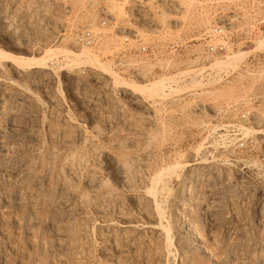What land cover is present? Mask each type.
I'll return each mask as SVG.
<instances>
[{
	"label": "rangeland",
	"instance_id": "1",
	"mask_svg": "<svg viewBox=\"0 0 264 264\" xmlns=\"http://www.w3.org/2000/svg\"><path fill=\"white\" fill-rule=\"evenodd\" d=\"M95 4L93 0H81L78 4L73 0H0V48L23 59L38 57L45 45L54 48L69 44L73 49L80 48L73 36L96 21ZM103 4L112 11L117 26L132 28L134 24L125 13L135 5L134 15L140 14L138 29L145 37L148 38L147 28H155L166 38H178L184 43L179 62H173L165 74L139 80L142 84L186 68H209L214 59L202 57L208 40L204 33L218 18L230 19L232 27L224 55L230 51L248 52L224 73L204 79L209 71L202 78L190 75L192 78L187 77L184 82L167 85L162 96L154 99L137 97L114 84L107 71L87 64L69 66L61 54L44 71L16 68L0 61V221L4 224L0 222V264H264V136L243 130L264 128V46L256 47V42L264 39V0H103ZM79 17L82 21L74 27L72 24ZM83 17L87 20L83 21ZM187 42L191 44L187 46ZM97 57L110 67L106 59ZM148 69L151 70L144 68ZM201 90L214 92L202 94ZM242 114L248 117L246 121L240 119ZM6 118L19 126H9ZM236 125L242 136L232 132ZM11 148L20 151L14 153ZM178 153H184L181 161L189 162V167L163 175L152 190L151 177L162 165L173 162ZM13 170L17 182L13 181ZM5 173H9L7 177ZM51 178L54 180L50 181ZM89 181H93V191L87 187ZM183 181L185 184L181 185ZM63 184L68 187L64 189L83 195L80 200L69 199L75 210H54L52 205L43 204L48 195L55 202ZM20 186L21 194L16 198L14 192ZM25 189L32 193L22 191ZM93 195L105 211L99 213L93 208V202L88 200ZM155 204L158 208H154ZM52 220L66 226L62 234L56 235L59 232L49 228ZM163 228L168 229V234L162 232ZM187 228L200 237L184 233ZM112 232L116 244L106 237ZM61 251L67 254H60Z\"/></svg>",
	"mask_w": 264,
	"mask_h": 264
},
{
	"label": "bare ground",
	"instance_id": "2",
	"mask_svg": "<svg viewBox=\"0 0 264 264\" xmlns=\"http://www.w3.org/2000/svg\"><path fill=\"white\" fill-rule=\"evenodd\" d=\"M80 1L81 0H73V2L74 3H77L78 4V2L80 3ZM172 1V0H171ZM5 2V1H4ZM168 3V2H167ZM170 6H172V5H174V3L172 4L171 2L170 3H168ZM172 4V5H171ZM6 5V4H5ZM176 5V4H175ZM47 6V5H46ZM45 6V7H46ZM7 7V6H6ZM83 7V6H82ZM72 8V7H71ZM13 10H14V8H13ZM172 10V9H171ZM171 12V11H170ZM12 13V12H11ZM85 13V12H84ZM86 13H88V12H86ZM90 14V13H89ZM85 15V14H84ZM96 15V14H95ZM149 15V14H148ZM89 16V15H88ZM94 16V15H93ZM84 19H83V21L84 20H87V19H85V17H83ZM90 18H91V15H90ZM96 19H97V17H96ZM92 20H94V19H92ZM82 21V18H80L79 17V19H78V21L77 22H75L74 24H72L74 27H78V25H79V23ZM33 25V24H32ZM71 26V25H70ZM72 28V27H71ZM41 34V33H40ZM49 38V37H48ZM19 39V38H18ZM47 39V37H45L44 38V40L45 41H47L46 40ZM64 40L65 39H63V42H64ZM73 40V39H72ZM15 41V40H14ZM11 42V41H10ZM21 43H19V41H17L16 42V45H20ZM23 46V45H22ZM28 46V45H27ZM49 46V45H48ZM73 46H75V45H73ZM261 46H264V39H260L259 41H257L256 42V47H261ZM16 47V46H15ZM23 48V47H22ZM75 48H77V47H75ZM18 50H20L19 48H18ZM25 52H27L26 51V49H25ZM42 53L38 56V57H35V56H28V57H24L25 59H23L21 56H19V55H17V54H14V53H10L9 51H6V50H3L2 48H0V61L2 62V61H5V62H8V63H10V64H12L14 67H16V68H29V69H40V70H42V71H44L45 69H48V63L49 62H51V61H53L56 57H57V55L58 54H61L62 56H63V59H64V62H65V64H67V65H72V66H77V67H79V65H81V64H87V65H89V66H91L92 68H96L97 70H100V71H104V72H109V74L111 75V77H112V81H113V83L114 84H116V85H121L126 91H128V92H130V93H132V94H134L135 96H137V97H145V99L146 98H159V96L161 97L162 95L161 94H163V90L165 89L164 87H166L167 85H169V86H172L171 84H172V82L174 83V84H179V83H181V82H184L185 80L184 79H186L187 77L189 78H192V76H190V75H196V76H198V77H200V78H202L203 77V74L206 72V71H209V72H207V74H206V77L204 76L203 77V79L204 78H208V77H210V76H212L213 74H216L217 76L220 74V73H224L227 69H229V67H232V66H234L235 64H236V62L239 60V59H241V58H243V57H245L244 55L245 54H247V52L248 51H246V50H240V51H230L229 53H227L226 55H224V57H220V58H218V59H214V60H212L211 61V63H209V68H197V69H195V68H186L185 70H183V71H181V72H179L178 74H175V75H172V76H169V77H166V76H162V77H160V78H158V79H156V80H154L153 82H151V83H148V84H142L141 83V81H139V80H137V79H127V78H123L122 76H120L119 74H117V73H115L114 71H112L111 69H110V67L105 63V62H103V61H101V60H99V58L97 57V55L96 54H94L93 52H91L89 49H87L86 47H80V48H77V49H73V48H71V45H69V44H61V45H58V46H56V47H47V45H45V47H43V49H42V51H41ZM241 61V60H240ZM7 63V64H8ZM237 66H238V64H237ZM236 66V67H237ZM234 69V68H233ZM237 69V68H236ZM141 70L143 71L144 70V68H141ZM36 71V70H35ZM38 71V70H37ZM38 73H40V72H38ZM246 73V72H245ZM248 73H250V72H248ZM247 73V74H248ZM36 74V73H35ZM41 74H42V72H41ZM1 76V75H0ZM39 77V76H38ZM40 77H42V76H40ZM212 77H215V75H213ZM2 78H3V76H2ZM47 78V77H46ZM20 79V78H19ZM196 79V78H195ZM212 79V78H211ZM4 80H5V78H4ZM8 80V79H7ZM33 80H34V78H33ZM47 80V79H46ZM76 80V79H75ZM193 80V79H192ZM30 82V81H29ZM37 82V81H36ZM193 82H196V83H199V80H195V81H193ZM192 82V83H193ZM201 82V81H200ZM9 83V82H8ZM5 84V83H4ZM13 84H14V82H13ZM0 85H2V84H0ZM10 85V84H9ZM15 85V84H14ZM43 85V84H42ZM12 86V85H11ZM38 86V85H37ZM1 87V86H0ZM3 87V86H2ZM4 88V87H3ZM215 89V88H214ZM0 90H3V89H0ZM7 90V89H6ZM171 90V89H170ZM173 90V89H172ZM177 90V89H176ZM175 90V91H176ZM216 90V89H215ZM5 91V90H4ZM11 91V90H10ZM174 91V90H173ZM214 91L213 90H201L200 91V93H204V94H212ZM28 93V92H27ZM216 93V92H215ZM165 94V93H164ZM6 95V94H5ZM4 95V96H5ZM38 95V94H37ZM83 95V94H82ZM166 95V94H165ZM2 96V95H1ZM0 96V97H1ZM3 96V97H4ZM7 96V95H6ZM14 96V95H13ZM36 96V95H35ZM132 97V96H131ZM163 97H164V95H163ZM162 97V98H163ZM9 97H7V99H8ZM13 99V98H12ZM15 99V98H14ZM132 100V99H131ZM144 100V99H143ZM179 100V99H178ZM3 101V100H2ZM5 102V101H4ZM9 103V102H8ZM8 103H6L7 105H8ZM11 103V102H10ZM28 103V102H27ZM41 103H43V102H41ZM13 104H14V102H13ZM29 105V104H28ZM40 105H42V104H40ZM50 105V104H49ZM4 106V105H3ZM59 108V107H58ZM26 109V108H25ZM1 110V109H0ZM3 110H5V109H3ZM90 110H92V109H90ZM95 110V109H94ZM7 111V110H6ZM143 111V110H142ZM0 112H2V111H0ZM50 114V113H49ZM1 116H3V114L1 115ZM11 116V115H10ZM14 116V115H13ZM16 116V115H15ZM12 117V116H11ZM11 117H8V118H11ZM101 117V116H100ZM99 117V118H100ZM105 117V116H104ZM17 118V117H16ZM69 118V117H68ZM1 119V118H0ZM7 119V118H6ZM96 119H97V116H96ZM96 119H94V120H96ZM259 119H261V118H259ZM4 121V120H3ZM7 122H8V119H7ZM62 122V121H61ZM113 122V121H112ZM109 123V122H108ZM8 125L9 126H14V125H18V124H16V123H14L13 122V120H11V121H9L8 122ZM8 125H6V126H8ZM25 125V124H24ZM4 126V125H3ZM19 126V125H18ZM33 126V125H32ZM110 126V125H109ZM15 127V126H14ZM108 127V126H107ZM112 127V126H111ZM5 128H7V127H5ZM4 128V129H5ZM13 128V127H12ZM11 128V129H12ZM42 128V127H41ZM80 128V127H79ZM9 130H10V127L8 128ZM101 129V128H100ZM8 130V131H9ZM109 130V129H108ZM243 130H245V132H246V134L247 133H253L254 135H256V136H264V128L262 127V126H258V127H254V128H252L251 130L249 129V128H243ZM12 131H14V129L12 130ZM36 132V131H35ZM110 132V131H109ZM108 132V133H109ZM85 133V132H84ZM71 134V133H70ZM76 134V133H75ZM78 134V133H77ZM12 135H14V134H12ZM73 135V134H72ZM81 135V134H80ZM53 136V135H52ZM148 136V135H147ZM2 137V136H1ZM16 137V136H15ZM24 137H25V135H24ZM71 137V136H70ZM74 137H75V135H74ZM27 138V137H26ZM37 138V137H36ZM39 138V137H38ZM41 138V137H40ZM72 138H73V136H72ZM78 138V137H77ZM148 138H149V136H148ZM35 139V138H34ZM75 139V138H74ZM107 139V138H106ZM13 140V139H12ZM20 140V139H19ZM56 140H57V138H56ZM59 140V139H58ZM69 140V139H68ZM145 140V139H144ZM143 140V141H144ZM70 141H71V139H70ZM85 141V140H84ZM112 141V140H111ZM124 141V140H123ZM148 141V140H147ZM88 142V141H87ZM120 142V141H119ZM141 142V141H140ZM45 143V142H44ZM83 143V142H82ZM149 143V142H148ZM233 143V142H232ZM47 144V143H46ZM95 144V143H94ZM125 144V143H124ZM134 144V143H133ZM147 144V143H146ZM150 144V143H149ZM232 145V144H231ZM143 146H145V144L143 145ZM143 148V147H142ZM3 149V148H2ZM8 149V148H7ZM12 149V148H11ZM32 149V148H31ZM100 149V148H99ZM10 150V149H9ZM12 150H14V149H12ZM11 150V151H12ZM25 150V149H24ZM137 150V149H136ZM0 151H2L1 149H0ZM4 151V150H3ZM15 151L16 150H14V153H15ZM18 151V150H17ZM16 151V152H17ZM20 151V150H19ZM18 151V152H19ZM93 151V150H92ZM6 152V151H5ZM22 152V151H21ZM97 152V151H96ZM96 152H94V153H96ZM143 152V151H142ZM2 153V152H1ZM3 154V153H2ZM17 154V153H16ZM22 154V153H21ZM126 154V153H125ZM138 154V153H137ZM179 154V153H178ZM11 155H12V153H11ZM32 155V154H31ZM97 155V154H96ZM129 155V154H128ZM133 155V154H132ZM183 155H184V153H182V154H179V155H177V157H175L174 158V160H173V162H171V163H169V164H165V165H162V167H160V169L157 171V172H155V174H154V176L153 177H151V184H152V186H151V189L153 190L157 185V183L159 182V181H161V179L162 178H164V176H165V174H167V173H169L168 174V176L170 175V173H174V172H176V170L177 169H180L181 167H185V166H188L189 167V162L187 163V162H182L181 161V158L183 157ZM8 156V155H7ZM13 156V155H12ZM16 156V155H15ZM49 156H51V155H49ZM125 156V155H124ZM131 156V155H130ZM134 156H136V155H134ZM142 156V155H141ZM186 156V155H185ZM3 157V156H2ZM28 157H31V156H29L28 155ZM140 157V156H139ZM14 158V157H13ZM131 159L133 158L134 159V157H130ZM177 158H179V159H177ZM146 159V157L144 158V160ZM150 158H148V160H149ZM29 160V159H28ZM71 160V159H70ZM5 162V161H4ZM19 162H21V161H19ZM30 163H32V162H30ZM53 163V162H52ZM102 163V162H101ZM126 163V162H125ZM128 163V162H127ZM129 163H131V162H129ZM136 163V162H135ZM132 164H134V163H132ZM11 165V164H10ZM33 165V164H32ZM138 165V164H137ZM147 165V164H146ZM23 166V165H22ZM26 166V165H25ZM31 166V165H30ZM29 166V167H30ZM70 166V165H69ZM133 166V165H132ZM136 165H134V167H135ZM12 167V166H11ZM10 167V168H11ZM24 167V166H23ZM28 167V166H27ZM26 167V168H27ZM68 167V166H67ZM115 167V166H114ZM150 167V166H149ZM20 168V167H19ZM75 168V167H74ZM130 168V167H129ZM140 168V167H139ZM142 168V167H141ZM146 168V167H145ZM13 169V168H12ZM27 169H29V168H27ZM71 169V168H70ZM69 169V170H70ZM82 169V168H81ZM132 169V168H131ZM131 169H129V170H131ZM9 170V169H8ZM16 170V169H15ZM20 170V169H19ZM61 170V169H60ZM69 170H68V172H69ZM128 170V169H127ZM14 171V170H13ZM67 171V170H66ZM79 171V170H78ZM91 171H92V169H91ZM94 171V170H93ZM10 172H11V170H10ZM16 172H17V170H16ZM30 172H32V171H30ZM34 172V171H33ZM95 172V171H94ZM191 172V171H190ZM190 172L188 173V174H190ZM2 173V172H1ZM14 173H15V171H14ZM13 173V174H14ZM66 173V172H65ZM81 173V172H80ZM79 173V174H80ZM9 174V173H8ZM8 174H6L5 173V175H6V177H7V175ZM21 174V173H20ZM31 174V173H30ZM95 174V173H94ZM145 174V173H144ZM153 174V173H152ZM4 175V176H5ZM18 175V174H17ZM65 175V174H64ZM70 175V174H69ZM81 175V174H80ZM115 175V174H114ZM164 175V176H163ZM193 175V174H192ZM196 175V174H195ZM0 176H1V178H2V175L0 174ZM10 176V175H9ZM11 176H12V174H11ZM63 176V175H62ZM72 175H70V177H71ZM77 176V175H76ZM190 176V175H189ZM22 177V176H21ZM65 177V176H64ZM74 177H75V175H74ZM81 177V176H80ZM195 177V176H194ZM193 177V178H194ZM0 178V179H1ZM4 178V177H3ZM25 178V177H24ZM23 178V179H24ZM38 178V177H37ZM36 178V179H37ZM46 178V177H45ZM48 178V177H47ZM76 178V177H75ZM87 178H89V177H87ZM125 178V177H124ZM185 178L186 177H184V180H185ZM22 179V180H23ZM65 179V178H64ZM63 179V180H64ZM73 179V178H72ZM77 179V178H76ZM100 179V178H99ZM115 179V178H114ZM138 179V178H137ZM4 180V179H3ZM10 180V179H9ZM19 180V179H18ZM18 180H16V173L14 174V182H17ZM45 180V179H44ZM49 180V179H48ZM47 180V181H48ZM52 180H54V179H52L51 178V180L50 181H52ZM59 180V179H58ZM80 180V179H79ZM86 180H88V179H86ZM85 180V181H86ZM95 180V179H94ZM98 180V179H97ZM27 181H29V180H27ZM57 181V180H56ZM68 181V180H67ZM76 181V180H75ZM91 181V180H90ZM89 181V182H90ZM106 181V180H105ZM137 181V180H136ZM7 182V181H6ZM5 182V183H6ZM14 182H10V183H13V184H16V183H14ZM20 182V181H19ZM31 182V181H30ZM49 182V181H48ZM47 182V183H48ZM59 182V181H58ZM64 182H65V180H64ZM138 182V181H137ZM186 182H187V180H186ZM22 183V182H21ZM26 183V182H25ZM54 183V182H53ZM57 183V182H56ZM72 183V182H71ZM85 183V182H84ZM87 183V182H86ZM108 183V182H107ZM119 183H120V181H119ZM3 184V183H2ZM12 184V185H13ZM20 184V183H19ZM28 184V183H27ZM41 184V183H40ZM61 184V183H60ZM66 184H68V183H66ZM95 184V183H94ZM183 184H185V181H183L182 183H181V185H183ZM7 185V184H6ZM48 185V184H47ZM56 185V184H55ZM83 185H85V184H83ZM87 185V184H86ZM86 185L84 186V187H86ZM123 185V184H122ZM3 186H4V184H3ZM10 186V185H9ZM18 186V185H17ZM43 186V185H42ZM61 186V185H60ZM93 181L92 182H90L89 183V185L87 186V187H91L90 188V190H92V188H93ZM44 187V186H43ZM48 187V186H47ZM56 187V186H55ZM54 187V188H55ZM63 187V188H62ZM62 187H61V192H60V195L58 196V197H56V199H55V202L53 201L54 199L53 198H51V195H50V197H49V195H48V198L44 201V203L43 204H45V205H52L53 207H52V209L54 208V210H59V209H70L71 208V206H70V204L72 203H70L69 204V199L70 198H72V197H76L77 199H81V197H83V195H81L80 196V194L78 195L76 192H74L73 190H66V189H64V188H68V187H66L64 184L62 185ZM21 186L20 187H16V190H15V192L14 193H16V198H17V196L19 195V194H21ZM22 188H24V186L22 187ZM74 188V187H73ZM77 188V187H76ZM95 188V187H94ZM148 188V187H147ZM1 189V188H0ZM15 189V188H14ZM53 189V188H52ZM75 189V188H74ZM81 189H83V188H81ZM110 189V188H109ZM112 189V188H111ZM122 189V188H121ZM29 189H25V190H22V191H26L27 193H29V195H30V192L32 193V190H30V191H28ZM49 190H51V189H49ZM55 190V189H54ZM1 191V190H0ZM8 191V190H7ZM37 191H38V189H37ZM43 191V190H42ZM53 191V190H52ZM87 191V190H86ZM93 191V190H92ZM5 191L3 190V193H4ZM47 192V191H46ZM6 193V192H5ZM12 193V192H11ZM24 193V192H23ZM22 193V194H23ZM41 193V192H40ZM45 193V192H44ZM48 193V192H47ZM85 193V192H84ZM145 193V192H144ZM13 194V193H12ZM46 194V193H45ZM83 194V193H82ZM92 194V193H91ZM5 195V194H4ZM10 194L8 193V195L7 196H9ZM15 195V194H14ZM40 195V194H39ZM86 195V194H85ZM100 195H103V194H100ZM2 196V195H1ZM26 196V195H25ZM32 196V195H31ZM34 196H35V198H36V196H37V193L36 194H34ZM45 196V195H44ZM56 196V195H55ZM98 196V195H97ZM104 196V195H103ZM102 196V197H103ZM12 197V196H11ZM30 196H28V198H29ZM47 197V196H46ZM86 198H87V196H85ZM204 197V196H203ZM3 198H6V197H3ZM8 198V197H7ZM10 198V197H9ZM18 198H19V196H18ZM41 198V197H40ZM10 199H12V198H10ZM21 200L23 199L22 197L20 198ZM20 199H18V200H20ZM31 199V198H30ZM34 199V198H33ZM44 199V198H43ZM100 199V198H99ZM107 199V198H106ZM186 199V198H185ZM7 200H9V199H7ZM7 200H6V202H7ZM29 200V199H28ZM36 200H37V198H36ZM35 200V201H36ZM86 200V199H85ZM88 200H89V202H90V200H91V202H93V208L95 209V210H97V211H99V213L101 212V211H103L104 209L102 208V204H100L99 202H98V200H97V198L93 195V196H90L89 198H88ZM181 200H183V199H181ZM76 201V200H75ZM100 201H101V199H100ZM107 201V200H106ZM109 201V200H108ZM116 201V200H115ZM190 201V200H189ZM19 202V201H18ZM21 202V201H20ZM33 202V201H32ZM81 202V201H80ZM185 202V201H184ZM8 203H11V201L9 202L8 201ZM22 204L24 203V202H21ZM28 203V202H27ZM34 203V202H33ZM117 203V202H116ZM187 203H188V199H187ZM1 204V203H0ZM12 204V203H11ZM16 204H17V202H16ZM19 204V203H18ZM17 204V205H18ZM30 204H32V203H30ZM40 204H42L41 202H40ZM80 204V203H79ZM84 204V203H83ZM82 204V205H83ZM89 204V203H88ZM108 204V203H107ZM139 204V203H138ZM144 204H146V203H144ZM185 204V206H186V203H184ZM190 204V203H189ZM212 204V203H211ZM242 204V203H241ZM2 205V204H1ZM104 205H105V203H104ZM109 205H112V204H109ZM116 205V204H115ZM117 205H118V203H117ZM190 205H192V203L190 204ZM12 206H13V204H12ZM32 206V205H31ZM31 206H30V208H31ZM42 206V205H41ZM79 206L80 205H78V206H76V207H78L79 208ZM144 206V205H143ZM146 206V205H145ZM155 206L157 207V205L155 204L154 205V208H155ZM193 206V205H192ZM203 206V205H202ZM33 207V206H32ZM44 207V206H43ZM74 207V206H73ZM103 207H105V206H103ZM147 207H148V205H147ZM147 207H145V208H147ZM194 207V206H193ZM195 207H197V206H195ZM35 208H37V207H35ZM41 208V207H40ZM47 207H45V209H46ZM82 208V207H81ZM92 208V207H91ZM108 208H110V207H108ZM112 208H113V206H112ZM116 208V207H115ZM121 208V207H120ZM158 208V207H157ZM185 207L183 206V208H182V211H180L181 213H179V214H182V212H183V209H184ZM200 208H202V207H200ZM211 208V207H210ZM233 208V207H232ZM256 208V207H255ZM50 209H51V207H50ZM84 209V208H83ZM94 209H93V211H94ZM114 209V208H113ZM119 209V208H118ZM118 209H116L117 211H118ZM148 209V208H147ZM187 209V208H186ZM191 209V208H190ZM199 209V208H198ZM31 210V209H30ZM66 210H64V212L66 211ZM72 210H75V209H72L71 208V211ZM80 210V209H79ZM120 210V209H119ZM123 210V209H122ZM146 210V209H145ZM181 210V209H180ZM196 210V209H195ZM5 211H7V210H5ZM5 211H3V212H5ZM44 211H46V210H44ZM105 211V210H104ZM115 211V210H114ZM156 211V210H155ZM158 211V210H157ZM185 211H187V210H185ZM191 211V210H190ZM197 212H198V210H196ZM51 212V211H50ZM53 212V211H52ZM55 212H57V211H55ZM62 212V211H61ZM111 212V211H110ZM121 212V211H120ZM119 212V213H120ZM143 212H144V210H143ZM163 212V211H162ZM193 212V211H192ZM31 213V212H30ZM45 213V212H44ZM96 213H98V212H96ZM105 213V212H104ZM116 213H118V212H116ZM123 213V212H122ZM148 213V212H147ZM176 213V212H175ZM186 213V212H185ZM8 214V213H7ZM32 214V213H31ZM37 214V213H36ZM58 214H59V212H58ZM67 214H69V213H67ZM111 214V213H110ZM190 214H191V212H190ZM205 214V213H204ZM209 214H210V212H209ZM250 214V213H249ZM40 215V214H39ZM50 215H51V213H50ZM98 215V214H97ZM157 215V214H156ZM158 215L160 216L161 214H160V212H158ZM157 215V216H158ZM184 215V214H183ZM58 216V215H57ZM65 216V215H64ZM69 216V215H68ZM113 216V215H112ZM111 216V217H112ZM115 216V215H114ZM179 216V215H178ZM190 216V215H189ZM32 217H34V216H32ZM147 217V216H146ZM198 217H199V215H198ZM30 218V217H29ZM38 218V217H37ZM72 218V217H71ZM185 218V217H184ZM192 218H194V217H192ZM27 219H28V217H27ZM34 219H35V217H34ZM38 219H40V218H38ZM42 219V218H41ZM48 219V218H47ZM63 219V218H62ZM70 219V218H69ZM115 219V218H114ZM123 219V218H122ZM187 219V218H186ZM30 220H32V221H34L33 220V218H31ZM30 220H29V223H30ZM43 220H46V219H43ZM43 220H40V221H43ZM68 220V219H67ZM66 220V221H67ZM126 220V219H125ZM189 220H190V218H189ZM202 220V219H201ZM27 222H28V220H26ZM31 221V222H32ZM64 221V220H63ZM178 222H179V220H177ZM182 221V220H181ZM185 221V220H184ZM1 222V221H0ZM8 222V221H7ZM27 222H26V224H27ZM48 222V221H47ZM70 222V221H69ZM112 222V221H111ZM114 222V221H113ZM205 222V221H204ZM4 223V222H3ZM15 223H17V222H15ZM37 223V222H36ZM43 223V222H42ZM175 223V222H174ZM183 223V222H182ZM187 223V222H186ZM1 224H2V222H1ZM8 224V223H7ZM23 224V223H22ZM25 224V225H26ZM43 224H45V223H43ZM48 224V223H47ZM68 224V223H67ZM72 224H74V223H72ZM113 224V223H112ZM111 224V225H112ZM180 224V223H179ZM2 225H4V224H2ZM16 225V224H15ZM33 225V224H32ZM65 225H66V223H65ZM86 225V224H85ZM115 225V224H114ZM126 225H128V224H126ZM130 225V224H129ZM149 225V224H148ZM188 225V224H187ZM41 226H42V224H41ZM46 226V225H45ZM49 228L50 229H53L56 233L57 232H59V233H55L56 235H60V234H62V232H63V229H65V227L66 226H64V224H63V222L61 221V222H54L53 220L52 221H50L49 222ZM68 226H70V224L68 225ZM67 226V227H68ZM24 227V226H23ZM34 227V226H33ZM107 227V226H106ZM110 227V226H109ZM127 227V226H126ZM125 227V228H126ZM131 227V226H130ZM130 227H128V230L130 229V230H133L132 228H130ZM183 227V226H182ZM185 228H186V226H184ZM188 227V226H187ZM263 227V226H262ZM1 228V227H0ZM17 228V227H16ZM27 228V227H26ZM31 228H32V226H31ZM45 228V227H44ZM74 228V227H73ZM166 228V227H165ZM192 228V227H191ZM3 229V228H2ZM69 229V228H68ZM74 229H76V227L74 228ZM92 229V228H91ZM99 229V228H98ZM102 229V228H101ZM135 229V228H134ZM160 229V228H159ZM164 229V228H163ZM162 229V232L164 231V233H167L168 234V229H164L163 230ZM181 229V228H180ZM45 230H47V229H45ZM71 230H72V228H71ZM113 230V229H112ZM126 230H127V228H126ZM200 230V229H199ZM67 231V230H66ZM69 231V230H68ZM80 231V230H79ZM116 231V230H115ZM124 231H125V229H124ZM201 231V230H200ZM31 232V231H30ZM50 232V231H49ZM72 232H73V230H72ZM71 232V233H72ZM77 232V231H76ZM75 232V233H76ZM99 232V231H98ZM103 232H105V231H103ZM119 232H121V231H119ZM127 232V231H126ZM132 232H134V231H132ZM188 233V232H192L189 228H187V229H185V231H184V233ZM194 232V231H193ZM192 232V234L193 235H195L196 237H200L199 236V234H197V232H195V233H193ZM210 232V231H209ZM263 232V231H262ZM25 233V232H24ZM33 233V232H32ZM70 233V234H71ZM106 233V232H105ZM104 233V237L108 234V236H106L109 240H111V242L112 243H114V244H116L115 242H117V241H115V233H111L110 235H109V233H107V234H105ZM131 233V232H130ZM26 234H28V233H26ZM69 234V233H68ZM69 234V235H70ZM158 234V233H157ZM162 234V233H161ZM189 234V233H188ZM187 234V235H188ZM201 234V233H200ZM55 235V236H56ZM74 236H75V234H73ZM77 235V234H76ZM117 235V234H116ZM122 235H124V234H122ZM121 235V236H122ZM128 236H129V234H127ZM141 235V234H140ZM156 235V234H155ZM154 235V236H155ZM190 235V234H189ZM193 235H192V237H193ZM47 236V235H46ZM74 236H72V237H74ZM82 236V235H81ZM125 236H126V233H125ZM128 236H126V237H128ZM164 236H165V234H164ZM6 237V236H5ZM19 237V236H18ZM78 237V236H77ZM101 237V236H100ZM103 237V238H104ZM117 237V236H116ZM135 237H137V236H135ZM141 237V236H140ZM182 237V236H181ZM15 238V237H14ZM61 238V237H60ZM79 238V237H78ZM103 238H100V239H102L103 240ZM117 238H119V237H117ZM123 238H125V237H123ZM166 238V237H165ZM62 239H64V238H62ZM61 239V240H62ZM77 239V238H76ZM84 239V238H83ZM89 239V238H88ZM144 239V238H143ZM197 239V238H196ZM200 239V238H199ZM47 240H48V238H47ZM60 240V241H61ZM65 240V239H64ZM70 240H71V238H70ZM73 240V239H72ZM105 240V239H104ZM103 240V241H104ZM117 240V239H116ZM124 240V239H123ZM131 240V239H130ZM138 240V239H137ZM165 240V239H164ZM57 241V240H56ZM63 241V240H62ZM61 241V242H62ZM76 241V240H75ZM77 241H79V239L77 240ZM121 241V240H120ZM131 241H133V240H131ZM147 241V240H146ZM146 241L144 242V243H146ZM166 241H167V239H166ZM200 241V240H199ZM202 241V240H201ZM45 242V241H44ZM46 242H48V241H46ZM52 242H54V241H52ZM58 242V241H57ZM61 242H59V243H61ZM67 243L66 244H68L69 242L68 241H66ZM119 242V241H118ZM138 242V241H137ZM42 243V242H41ZM63 243V242H62ZM64 243H65V241H64ZM63 243V244H64ZM71 243V242H70ZM74 243H76V242H74ZM102 243H104V242H102ZM122 243V242H121ZM120 242H119V244H121ZM124 243V242H123ZM134 243H135V241H134ZM169 243H170V241H169ZM187 243V242H186ZM202 243V242H201ZM55 244V243H54ZM58 244V243H57ZM63 244H62V246H63ZM73 244V243H72ZM126 244V243H125ZM124 244V245H125ZM49 245V244H48ZM51 245V244H50ZM49 245V246H50ZM70 245V244H69ZM68 245V246H69ZM80 245V244H79ZM78 245V246H79ZM106 245V244H105ZM127 245H129L130 246V244H126V246ZM195 245V244H194ZM197 245V244H196ZM43 246V245H42ZM57 246H60V244L59 245H57ZM67 246V247H68ZM70 246H72V245H70ZM76 246V245H75ZM121 246V245H120ZM137 246V245H136ZM139 246V245H138ZM256 246V245H255ZM52 247H53V245H52ZM54 247H56V246H54ZM107 247V246H106ZM119 247V246H118ZM199 246L197 245V248H198ZM48 248V247H47ZM61 248V247H60ZM70 248V247H69ZM105 248V247H104ZM110 248H112V249H114V251H116V249H115V246L114 245H110ZM124 248V247H123ZM137 248V247H136ZM185 248V247H184ZM196 248V249H197ZM236 248V247H235ZM66 249V245H65V248H64V250ZM119 249V248H118ZM129 249H130V247H129ZM138 249V248H137ZM51 250H52V248H51ZM53 250H54V248H53ZM56 250H58V248L56 249ZM69 250V249H68ZM67 250V252H69ZM75 250V249H74ZM124 250V249H123ZM122 250V251H123ZM125 250H127V249H125ZM139 250H141V248H139ZM63 251V250H62ZM62 251H61V253L60 254H63L62 253ZM66 251V250H65ZM84 251H85V249H84ZM118 251V250H117ZM116 251V252H117ZM147 251V250H146ZM198 251H199V249H198ZM211 251V250H210ZM226 251V250H225ZM13 252V251H12ZM50 252V251H49ZM59 252V251H58ZM101 252V251H100ZM105 252V251H104ZM108 252H110V251H108ZM113 252V251H112ZM121 252V251H120ZM134 252V251H133ZM156 252V251H155ZM159 252V251H158ZM205 252V251H204ZM228 252V251H227ZM69 253H71V252H69ZM103 253V252H102ZM111 253V252H110ZM126 253V252H125ZM137 253V252H136ZM143 253V252H142ZM209 253V252H208ZM207 252H205V254H208ZM250 253V252H249ZM64 254H67V253H64ZM75 254V253H74ZM104 254V253H103ZM105 254H107V253H105ZM114 254H115V258H117V254L114 252ZM135 254V253H134ZM211 254H213V253H211ZM227 254V253H226ZM54 255V254H53ZM112 255V254H111ZM147 255V254H146ZM145 255V256H146ZM158 255V254H157ZM156 255V256H157ZM260 255V254H259ZM27 256V255H26ZM61 256V255H60ZM59 256V257H60ZM105 256V255H104ZM114 256V255H113ZM119 256H121V254L119 255ZM160 256V255H159ZM205 256V255H204ZM242 256V255H241ZM6 257V256H5ZM63 257V256H62ZM71 257H73V256H71ZM89 257V256H88ZM184 257V256H183ZM208 257V256H207ZM256 257V256H255ZM56 259L55 260H57V256L55 257ZM69 258V257H68ZM119 258V257H118ZM117 258V259H118ZM121 258V257H120ZM185 258H187V257H185ZM211 258V257H210ZM60 259V258H59ZM65 259V258H64ZM70 259V258H69ZM68 259V260H69ZM108 259V258H107ZM116 259V260H117ZM143 259H144V257H143ZM189 259V258H188ZM223 259H225V258H223ZM111 260V259H110ZM114 260V259H113ZM124 260V259H123ZM158 260L160 261V258H158ZM163 260V259H162ZM179 260V259H178ZM214 260V259H213ZM233 260V259H232ZM237 260V259H236ZM50 261V260H49ZM59 261V260H58ZM63 261V260H62ZM66 261V260H65ZM70 261H71V259H70ZM158 261V262H159ZM116 262H118V261H116ZM144 262V261H143ZM190 263H192L191 261H189ZM188 262V263H189ZM194 262V261H193ZM224 262V261H223ZM227 262V261H226ZM225 262V263H226ZM237 262V261H236ZM184 263V262H183ZM230 263V262H229ZM7 264V263H6ZM9 264V263H8ZM20 264V263H19ZM32 264V263H31ZM60 264V263H59ZM65 264V263H64ZM113 264V263H112ZM121 264H123V262H121ZM181 264H182V262H181ZM196 264H199V263H197L196 262Z\"/></svg>",
	"mask_w": 264,
	"mask_h": 264
},
{
	"label": "built area",
	"instance_id": "3",
	"mask_svg": "<svg viewBox=\"0 0 264 264\" xmlns=\"http://www.w3.org/2000/svg\"><path fill=\"white\" fill-rule=\"evenodd\" d=\"M93 1L97 5V19L94 23L76 31L73 42L78 47H86L97 56L106 59L112 70L124 73L128 78L145 80L144 78L149 79L153 75L165 74L169 68H172L173 62L182 59L185 51L182 40L178 38L170 40L160 32V29L147 28L145 34L148 38L139 31L140 22L137 18L140 14L134 15V12L137 13L135 5L129 6L125 13L128 16L127 20L134 24L131 28L117 26L112 11L103 4V0ZM138 10L143 11L140 7ZM216 22L204 33V38L208 39L205 41L202 54L204 58L222 57L230 44L232 36L230 19L222 17ZM103 42H105L104 46H102ZM186 44L188 46L191 43ZM140 68H151V70L142 71ZM247 118L246 114H242L240 119L246 121ZM235 129L236 131L232 132L242 136L241 128L237 126Z\"/></svg>",
	"mask_w": 264,
	"mask_h": 264
}]
</instances>
